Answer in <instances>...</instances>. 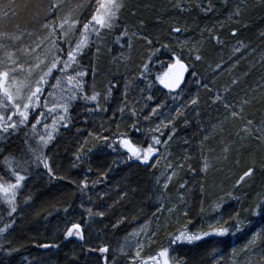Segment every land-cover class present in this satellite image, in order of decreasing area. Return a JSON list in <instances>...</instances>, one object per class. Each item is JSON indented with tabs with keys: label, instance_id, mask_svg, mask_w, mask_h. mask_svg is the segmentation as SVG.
Segmentation results:
<instances>
[{
	"label": "trees",
	"instance_id": "trees-1",
	"mask_svg": "<svg viewBox=\"0 0 264 264\" xmlns=\"http://www.w3.org/2000/svg\"><path fill=\"white\" fill-rule=\"evenodd\" d=\"M38 2L40 0H28L30 7L27 10L22 9L16 20L9 23L5 30L13 32L25 28L32 30L34 24L30 22V15L35 11V4ZM43 2L47 3L48 0ZM176 2L177 0H127L128 7L122 13L121 19L130 31H141L153 39H158L160 43L169 44L177 54L185 58L186 63L194 65L198 73L196 79L201 80V84L198 85L192 77H187L188 85L185 93L187 97L190 94V98L198 97V103L195 106L188 105L187 109L181 107L183 114L174 120L175 132L172 134L171 142L165 147V152L170 154L166 163L175 166L183 160L185 155L192 156L194 160L199 159L203 152L213 165L212 170L206 176H197L189 172L186 166L179 168L176 170L175 179L170 184L174 186V189L172 192H165L160 187L158 179L154 177L157 172H150L149 167L140 165H134L132 169L125 168L128 165L119 163L112 157L111 152L115 150L104 148L102 144L89 153L87 159L79 162L74 160L73 153L77 149L78 142H82L89 131L100 132V125L103 124L106 131L102 134L111 137L113 133L109 132L110 125L107 124L105 115L110 112L111 107L107 112H100L91 117L87 122L88 125L82 126L79 133H72L69 128H61V134H56L55 140L47 147L46 154L56 174L65 179L50 180L45 169L42 168L41 173L32 168L31 176L24 182V186L18 193V207L24 200L20 196L21 191H24L25 197L31 196V199L20 214L18 212L13 214L12 219L15 223H11L7 217V205L0 201V215L3 216V219H0V227H4L5 223L11 224V227L3 234V241H11L13 246L20 248V251L11 257L12 263L22 254H45L49 261L52 259L56 264H92L95 261V255L89 256L81 251L80 241L72 249L75 252L64 254L72 241L63 242L62 240H65L62 230L66 216L61 213V210L67 206L68 202L75 207L73 214L77 217L83 216L86 220V215L79 207L81 203L87 205L91 200L94 210L97 205H103V210L108 204L118 201L111 209H108L106 217H97L91 222L90 232L86 234L88 245L91 246L98 242V236L102 237L105 243L113 246L124 230L131 229L142 222H151L156 227L160 225V228H157L159 234L155 237L156 243L148 253L151 254L161 241L166 240L168 232L180 229L186 223L190 231L198 228L207 230V221H211L215 215H218L213 214L208 206L218 196L223 195L222 189L223 191L232 190L237 175L251 166L253 158L257 161L256 175L242 187L234 190V195L240 196L241 202L237 204L231 201L228 207H248L257 194H264V171L259 169V163L264 161V143L250 137L241 139L244 133L240 130L245 120L231 117L222 103H213L212 93L209 91V89L215 90L237 109L242 106V115L246 119L255 117L257 122L264 119V59H262L264 57V35H262L264 33V0H212L214 9L208 13L194 6L198 0H186L187 6L184 11L174 7ZM17 3L23 4L24 0H17ZM238 5L241 7L240 15L228 19ZM140 20L145 22L143 27L140 26ZM17 24L20 26L19 29L16 28ZM176 26L185 30L179 34L172 33L171 28ZM234 27L238 29L235 36L231 33ZM207 29H213L211 35L219 34L222 42L217 43L212 40ZM43 34L40 31L36 33L38 36ZM114 35L116 33L105 35V47L102 48L100 55L91 59L90 62L95 64L99 72L96 79L98 87L107 83L109 75L115 74L121 81L120 86L124 89L125 79L133 80L136 66L140 63V56L144 53L146 46L143 40L134 38L132 60L127 63L114 61L113 57L123 50L120 45L114 43ZM31 39L35 40L36 36ZM180 41H188V47L181 45ZM237 41L243 42L247 48L234 53L233 48L237 45ZM24 42L28 43V40ZM193 44L200 49V54L203 56L200 61H196L189 54V47ZM156 46L158 47L159 44ZM185 53L187 56H184ZM217 63H221L219 69L215 67ZM90 67L91 64L88 66V78L92 74ZM233 80L238 82L233 84ZM205 83L208 84V88L202 86ZM144 88H146V82L143 84L139 80H134L128 91V101L139 99L140 89ZM131 92L139 94L134 96ZM123 93L118 95L114 110L123 102ZM166 93L158 84H154L152 95L155 99L147 103L154 105L160 102L157 97L167 102ZM144 95H147V92ZM245 100L248 101L247 104H243ZM169 102V109H165L163 113L167 115V118H171L170 113L174 111L171 99ZM144 103L145 101L141 100L139 106H143ZM148 111L149 109H145L144 113ZM162 130L169 133L171 128ZM22 139L23 131L7 140L0 141V152L15 154L22 145ZM94 143L96 141L90 138L85 147H91ZM241 144L245 147L241 148ZM226 146L227 152L224 151ZM0 167H2V157H0ZM88 169L91 171H87ZM101 172H107L106 179L101 178ZM35 173L37 180H30L34 182L31 184L29 179ZM85 175L90 182L97 180L101 182L96 183L95 186L90 183L88 190L81 194L78 191V182L84 179ZM73 180L77 181V184H72ZM186 180L190 182L188 188L180 189L179 185ZM201 182L205 187L203 196L199 189ZM189 188L191 190L187 198L189 212L187 216H184L182 215L184 206L179 201V193L188 191ZM162 191L164 209L157 212L161 203L158 197ZM121 192L127 193L123 199H119ZM100 193L105 195L100 198ZM201 200L206 209L203 215L200 214ZM173 205H176V209L169 213L167 209ZM121 216L126 219L117 229H112L111 225ZM58 220H62L63 223H59ZM253 223L256 227L264 226V220L259 217ZM250 237L251 231L245 229L225 237L213 235L200 241L184 242L174 247L177 248V258L186 261L187 264H264L262 259L264 245H258L255 250L245 251V245ZM44 243H55L59 247L41 248L39 245ZM45 261L49 262L47 259Z\"/></svg>",
	"mask_w": 264,
	"mask_h": 264
},
{
	"label": "snow or ice",
	"instance_id": "snow-or-ice-1",
	"mask_svg": "<svg viewBox=\"0 0 264 264\" xmlns=\"http://www.w3.org/2000/svg\"><path fill=\"white\" fill-rule=\"evenodd\" d=\"M186 6V0H177L174 5L181 11H184ZM194 6L205 13L214 9L212 0H198ZM29 7L28 0H24L23 4L17 3V0H6V2L0 0V141L7 140L23 131L22 145L15 154L0 152V157H2L0 201L7 205V217L11 223H15V220L12 219L13 214L18 212V193L24 186V182L31 176L30 170L33 166L38 169L42 165L50 180L65 179V177L56 174L44 149L55 140L56 134L62 127L68 128L73 123V109L83 102L87 120L90 116L107 112L110 99L116 98L114 93L120 87V81L116 75H109L107 83L98 88L95 77L99 75V72L95 64L90 62L93 78L92 83L89 84L85 79L89 68L81 63L88 52H93V58L100 55L102 48L105 47L106 34L116 33L114 43L123 49L113 57L114 61L127 63L132 60L134 38L143 40L146 46L144 53L140 56V63L136 66L133 80L125 79L123 102L112 112L113 117L119 114L121 118L127 112L132 119V123L127 126L129 130L143 134L144 130L141 129L139 123L140 118L148 121L153 117L163 116L164 110L168 109L166 100H161L154 105L147 103V101L155 99L152 95L154 84L166 89V96L171 97L173 102L186 94L184 90L188 85L187 77L190 76L196 84H201V80L196 79L198 73L195 71L194 65L186 63L185 58L178 55L169 44L160 43L158 39H153L141 31L129 30V27L121 19L122 13L128 7L127 0H48L47 3L40 0L35 4V11L30 15V22L34 24L32 30L27 28L18 32L5 30L9 23L16 20L22 9L27 10ZM240 13L241 7L238 5L228 16V19L239 16ZM144 23V20H140L141 27L144 26ZM221 27H223L222 24ZM16 28H20L19 24L16 25ZM184 30L179 26L171 28V32L177 34ZM37 31L44 34L38 36L36 35ZM207 31L212 40L217 43L222 42L219 34L211 35L213 29H207ZM237 32V28L231 29L233 36ZM33 36H36L35 40L31 39ZM25 40H28V43H25ZM188 43V41H180V44L185 47H188ZM157 44H159L158 47ZM242 48H247V46L243 42L237 41L233 51L239 53ZM189 54L196 61L203 59L200 49L195 44L189 47ZM162 57H167V59H162ZM221 63L216 64V69L221 67ZM153 64L158 65L160 69L154 74ZM134 80L146 82V88L140 89L141 97L139 99L129 102L128 91ZM237 82V80L232 81L233 84ZM202 86L209 87L206 83ZM209 91L212 93L213 103H222L231 117L245 120L240 130L244 133L241 139L250 137L264 143V119L259 122L255 120V117L246 119L242 115V106L237 109L236 106L225 101L215 90L209 89ZM145 92L147 95H144ZM198 99V97H192L183 107L195 106ZM141 100L145 101L143 106H139ZM247 103V100L243 101V104ZM88 104H91L92 107H87ZM145 109H149L147 115H143ZM182 114L181 107H175L174 111L170 113L171 118L158 119L156 126L148 129V132L151 133L150 137L143 141L135 140L127 130L119 131V124L116 125L117 131L111 137L104 135L102 133L106 130L101 124L100 132L89 131L83 141L78 142L77 149L73 153L74 160L79 162L87 159L89 153L102 144L107 149H122L126 161L134 160L147 166L160 155L159 146L161 144L167 146L175 132L173 122ZM110 127L111 125L109 130ZM162 128H171L168 139H162ZM24 129H28V131H24ZM38 129L40 130L38 131ZM90 138L94 139L96 143L86 148ZM243 147L245 145L241 144V148ZM224 151H228L227 146ZM185 166L189 172L197 176H206L213 168L203 152L199 159L195 160L192 156L185 155L183 160L175 166L171 163L168 164L167 167L171 171L164 180L163 190H167L172 177L177 174L176 170ZM259 169L264 171V161L259 163ZM87 171L90 172L91 169ZM256 173L257 161L253 158L251 166L247 167L235 180L232 190L223 191L222 189L223 195L218 196L208 206L213 214L218 215H215L208 223L207 230L198 228L195 231H190L186 223L180 229L168 232L166 240L161 241L151 254L145 255L144 249L146 246L151 247L156 243L155 237H157L158 231H152L149 234L145 227L148 222H145V225H140L138 229H133L123 240L118 242L116 247L105 243L99 236L98 242L94 246L88 245L85 237V225L90 226L97 217H106L108 209H111L118 201H113L103 210V205H97L94 210L92 206L85 208L84 203H81L79 207L83 210L87 220L83 216H74L75 207L71 202H68L63 209L66 219L62 235L66 239L78 238L81 242V251L86 255L96 256L92 264H187L186 261L171 255L175 245L181 242L200 241L213 235L225 237L245 229L251 231L245 251L255 250L258 245H264V226L256 227L253 223L257 217L264 220V194H257L248 207L229 208L228 203L235 201L239 204L241 202V197L234 195V190L242 187ZM100 176L106 179L107 172H101ZM99 182L101 180L90 182L85 175L84 179L78 182V191L83 194L88 190L90 183L95 186ZM71 183L77 184V181L73 180ZM189 183L186 180L179 185V188L186 189ZM199 189L203 196L205 187L202 182L199 184ZM188 192H190V188L188 191L179 193V201L184 206L182 213L184 216H187L189 212L187 207ZM104 195V193H100V198ZM126 195V192H121L119 199H123ZM30 199L31 196L26 197V200ZM158 199L161 203L157 212L164 209L163 191ZM89 203L91 204V200ZM201 205L200 214L203 215L206 209L203 207L202 200ZM175 209L176 205H173L167 211L172 213ZM0 219H3L2 215H0ZM125 219L126 217L123 216L116 219L111 225L112 229H117ZM10 227V223H5L4 227H0V241H3V234ZM157 228L159 229L160 225H157ZM99 231L98 229L97 232L99 233ZM85 245L88 246L85 247ZM39 246L44 249L59 247L55 243H44ZM19 251L20 248L13 246L11 241L0 242V256H2L0 264H12L11 257ZM21 264H31V262L24 258Z\"/></svg>",
	"mask_w": 264,
	"mask_h": 264
},
{
	"label": "bare ground",
	"instance_id": "bare-ground-1",
	"mask_svg": "<svg viewBox=\"0 0 264 264\" xmlns=\"http://www.w3.org/2000/svg\"><path fill=\"white\" fill-rule=\"evenodd\" d=\"M88 54H89V52H88ZM179 55V54H178ZM183 57V56H182ZM91 59H93V56H92V54H90L89 56H86V57H84V59L82 60V64L86 67V68H88V66H89V64H90V61H92ZM162 59H167V57H162ZM155 64H153V69H152V71H153V74L156 72V71H159L160 69H159V67L157 66V65H155ZM92 78H93V73L91 74V77H85V79L88 81V83L89 84H91L92 83ZM98 78V76H96L95 77V79H97ZM143 84L145 83V82H142ZM120 85H121V81H120ZM98 87V86H97ZM121 87V86H120ZM159 87L163 90V91H165V92H167V90L166 89H163V87L162 86H160L159 85ZM99 88V87H98ZM185 90H187V87L185 88ZM184 90V91H185ZM116 93H114V95H115V99H110V101H109V107H111V109H110V112L109 113H105V115L107 116L106 117V119H107V124L108 125H111L112 127H110V130H109V132H111V133H114V132H116L117 131V127H116V125L117 124H119V131H121V132H123V131H128L129 132V135L130 136H132L135 140H147L149 137H150V135H151V133H149L148 132V129L150 128V126L152 125V124H154V122H158V119H159V117H153V118H151L150 120H148V121H144L143 120V118L141 117L140 118V121H139V123H140V127H141V129H143L144 130V132H143V134H139V133H137V132H135V131H133V130H129L125 125H127V124H131L132 123V119L128 116V114H127V112H125V115H124V117L123 118H121L120 116H119V114H117V116L116 117H113L112 116V112H113V110H114V106H116V104H117V100H118V95H121L123 92H124V89H123V87H121L119 90H117V91H115ZM134 96L137 94H139L138 92H136V94L135 93H133V92H131ZM185 97H187L186 96V94L185 95H183L179 100H177V101H175V102H173V100L171 99V97H168L167 98V104H168V106H169V100L171 99V101H172V107H182L183 108V105H185V104H187V101L189 100V99H191L190 98V94L188 95V97L185 99V100H182V99H184ZM157 100L158 101H161V99L160 98H158L157 97ZM87 107H92V105L91 104H88L87 105ZM84 108H85V105L83 104V102H80L79 103V106H77V107H75L74 109H73V112H74V120H73V123L72 124H70L69 125V129H71L72 130V133H79L80 131H81V127L82 126H86V125H88V121H89V119L91 118V117H94V116H96V115H94V116H90V117H88V119L86 120L85 119V116L87 115V113L84 111ZM184 108H186L187 109V107H184ZM169 109V108H168ZM148 114V112H146V113H143V115H147ZM164 116V115H163ZM161 117V116H160ZM166 118V117H165ZM63 128V127H62ZM78 129H79V131H78ZM163 129V128H162ZM161 129V131H162V133H163V135H164V137H162V139H168V135H166V134H168V131H163ZM40 129H38V131H39ZM61 134V131H59L57 134L58 135H60ZM112 136V135H111ZM171 140H172V138L169 140V142L168 143H170L171 142ZM165 145H163V144H161L160 146H159V148H160V155L156 158V159H154L150 164H148L147 166H145L144 164H142V163H138V162H136V161H126V157L124 156V154H123V150L122 149H117V150H115V151H113V152H111V155H112V157L113 158H115L119 163H122V164H125V165H128V166H126L125 168H127V167H129V169H132V168H134L133 166L134 165H140V166H145V167H149V171L150 172H153V173H156L155 174V176L154 177H156V179H158V181H159V185H160V187L162 188V185H163V183H164V180H165V178L167 177V175L169 174V172L171 171V169H169L167 166H168V164L165 162V164H163L162 166L160 165V166H157L156 164H157V161H159V160H161L162 158H164L166 155L167 156H169L170 157V154H168L167 152H165ZM168 157V158H169ZM167 158V159H168ZM166 159V160H167ZM50 161V160H49ZM153 165H155V167H153ZM167 165V166H166ZM33 168L34 169H36V170H38V171H41V169L43 168L42 167V165L37 169L35 166H33ZM166 171V172H165ZM242 173H240L239 175H237V177H236V179H238L239 178V176L241 175ZM175 179V176H173L172 177V180H171V182L169 183V186H168V188H167V190H165V192H172V189H174V186H170V184H172V182H173V180ZM208 222H210L209 220L207 221V224H208ZM135 227V226H134ZM134 227H132L131 229H127V230H124L123 231V233L121 234V236H120V238L117 240V242H116V244H114L113 246L114 247H116V245L118 244V242H120L124 237H126L127 236V234L128 233H130L133 229H134ZM63 240V242H64V239H62ZM156 240V239H155ZM182 243H184V242H181V243H179V245H181ZM154 245V244H153ZM153 245L151 246V247H147L146 246V250H147V253H148V251L150 250V248H152L153 247ZM178 245V244H177ZM177 245H175L176 247H177ZM176 247H174V251L173 252H175V254L177 253V248Z\"/></svg>",
	"mask_w": 264,
	"mask_h": 264
},
{
	"label": "rangeland",
	"instance_id": "rangeland-1",
	"mask_svg": "<svg viewBox=\"0 0 264 264\" xmlns=\"http://www.w3.org/2000/svg\"><path fill=\"white\" fill-rule=\"evenodd\" d=\"M93 51H94V49H93ZM90 54H92V56H93V52H89V54L87 55V56H89ZM184 56H187V53H185L184 54ZM86 57V56H85ZM82 62V61H81ZM155 66V65H154ZM158 66V65H157ZM159 67V66H158ZM184 92H186V90L184 91ZM183 96V95H182ZM181 96V97H182ZM187 97H185L184 99H182V100H185ZM176 103V102H175ZM164 115V114H163ZM167 118V115H164V116H161V117H159V119H161V118ZM158 122H154V124H152L151 126H150V128H154L155 126H156V124H157ZM44 151H45V153H47V148H45L44 149ZM169 156H165L164 158H162L161 160H159L158 162H157V166H162L163 164H165V162H166V159L168 158ZM167 166V165H166ZM41 173H42V170L40 171ZM35 175V176H34ZM34 178V179H33ZM34 181V180H37V178H36V173L35 174H33V176L29 179V182H31V181ZM34 182H31V184H33ZM190 192H191V190H190ZM190 192H188V193H190ZM20 196L24 199L21 203H20V206L18 207V213L20 214L23 210H24V208H26L27 206H28V204H29V202H30V200H26V194L24 193V191H21L20 192ZM188 198V197H187ZM89 206H92V202H91V204L90 203H88L87 205H85V207L87 208V207H89ZM19 208H21V209H19ZM61 213L63 214V215H65V213H64V211H63V209L61 210ZM74 216H76L77 217V215H75V214H73ZM66 216V215H65ZM86 220H87V218H86ZM59 221V223H63L62 222V220H58ZM209 223V222H208ZM140 225H145V222H142V223H140L139 225H136L135 227H134V229H138L139 228V226ZM63 226H65L64 224H63ZM145 227H146V231H148V233L150 234L152 231H158L157 230V227H156V225H154V224H152L151 222H148L146 225H145ZM89 229V230H88ZM90 232V228H89V226L86 224L85 225V237H86V234L87 233H89ZM132 232V231H131ZM159 234V233H158ZM143 235V234H142ZM125 238V237H124ZM123 238V239H124ZM94 239V238H93ZM122 239V240H123ZM69 240H72V241H70V245H68V247H67V251H65L64 252V254H72V252H75L74 250H72L73 248H74V246H75V244H79L78 242H79V240H78V238H75V237H73V238H65V240H64V242L65 241H69ZM87 240V239H86ZM145 243L147 244V241H145ZM117 246V245H116ZM66 250V249H65ZM69 251V252H68ZM150 252V250L148 251V253ZM147 253V250H146V247H145V249H144V254L145 255H147L148 254ZM171 255L172 256H174V257H176L177 258V255L175 254V252H172L171 253ZM48 256H46L45 254H40V255H37V254H32V255H30V254H22V255H19L17 258H16V260L12 263V264H21V261L22 260H24V258H27V260L28 261H30L31 262V264H56V262H54L52 259H50V261H49V259L47 258ZM48 260L49 262H47V261H45V260ZM235 262V261H234Z\"/></svg>",
	"mask_w": 264,
	"mask_h": 264
}]
</instances>
